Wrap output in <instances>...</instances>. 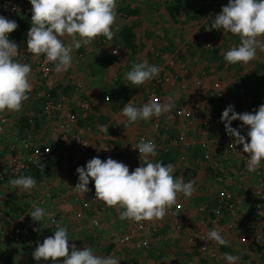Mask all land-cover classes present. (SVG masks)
I'll return each mask as SVG.
<instances>
[{"label":"rangeland","instance_id":"1","mask_svg":"<svg viewBox=\"0 0 264 264\" xmlns=\"http://www.w3.org/2000/svg\"><path fill=\"white\" fill-rule=\"evenodd\" d=\"M118 12L121 8H133L139 6L140 13L129 14L131 18L138 19L139 24L136 27L137 39L139 40V46L132 53L131 50L125 49L124 43L121 42V35L119 34V27L124 26V17L117 18L116 25L113 29L115 36L113 41H119L122 43L123 49L119 55H113L110 51L111 45H103L96 38L91 44L84 46L78 50H73V63L72 66L64 72L57 73L55 71L54 77L56 81L53 85H50V91L54 95L66 94L69 101V107H74L81 100H89L95 111L89 121L100 122V119L109 120L110 110L117 107L118 117H121L120 125L125 132L128 130L130 124L127 118L123 115L122 109L128 104L129 100L134 99L136 102L143 101V97L146 93V89L151 85H154L156 77L146 82L144 85L137 87L132 85L126 80V73L131 70L133 64L143 62L146 59L148 49L156 45V47L162 48L163 62L156 66H161V73L181 75L183 79L188 82V88L183 89L177 87V89H171L168 85H162L161 91L165 96H173L176 103H182L193 107L197 98L201 99L202 112L206 117L213 118L216 123L221 122V113L218 110V105L223 109L229 105H234L236 112H254L258 110L261 104H264V73L258 70V76H252L251 69L264 60V51H257V60H253L248 65L250 69H245L237 73V70H231L230 74L225 73L223 68H216L217 61L221 60L224 64V54L234 46V40L231 42L227 39L231 34L224 33L223 30L208 31L206 23H211V18H197L194 7H183L179 11L178 20H172L171 14H169L167 8H163L164 15L159 14L151 15L153 13H146L147 4H143L144 0H117ZM196 4V3H195ZM202 6V5H200ZM205 10L209 8L208 3H205ZM189 8L193 9L191 16H194V20H189V15L186 11ZM142 10V11H141ZM145 11V12H144ZM161 12V11H160ZM119 14V13H118ZM150 14V15H149ZM150 16H157L155 19ZM131 18L129 21H131ZM210 21H206V20ZM14 20L18 23V28L13 32L16 33L18 38L27 43V32L31 25L28 27H22L20 22L15 17ZM163 21V22H162ZM165 21V23H164ZM206 26V27H204ZM118 29V30H117ZM157 35V36H156ZM159 35V36H158ZM121 38V39H119ZM69 40L65 39V43ZM154 44V45H153ZM221 44V53H218V57L213 55V45ZM212 45V46H211ZM212 47V48H211ZM153 48V47H152ZM149 64H154L155 59H148ZM172 61L173 63H171ZM21 63H28L32 68L31 83L41 89H46V82L38 74L36 65L29 59L20 60ZM260 64V63H259ZM155 65V64H154ZM244 65V64H243ZM247 65V64H246ZM231 75V76H229ZM63 77L66 81L63 82ZM70 78L68 81L67 79ZM198 79L200 82L198 85L193 86L192 81ZM254 81V84H250ZM238 82V83H237ZM220 83L222 85V91L215 90V85ZM236 83V84H235ZM233 84H235L233 86ZM119 92L120 97L114 100V93ZM110 94L113 98L108 100L106 97ZM123 94H129V98L123 104L120 103ZM171 94V95H170ZM35 103V104H34ZM33 106L36 110L39 107V103L34 101L31 97L24 103L23 109ZM20 114L13 113L10 115L5 123L4 132L0 134V156H8L15 150L17 153L25 152L23 143H19V138H29L36 143L49 142L54 144L60 136V125L64 121V114L54 118L46 117L36 131V124L34 128L27 127L23 131H20L19 116ZM181 115H176L171 121H175V125L166 131L160 132L162 124L170 126L171 121L168 123L163 121L157 128L154 125V118L147 121L140 120L136 123H132L135 129L131 132L133 134V141L131 136L129 144L137 143L136 135L138 131L144 133L148 138V141H154L157 146V153L162 151L164 139L167 138V134L177 133L179 127L182 128L185 122ZM119 121V120H118ZM82 122V121H81ZM103 122V121H101ZM111 122H109L110 124ZM109 125L108 123H104ZM242 121L236 120L232 122V127L248 129L247 126L241 127ZM210 129H206L200 125L192 128L189 134L193 140V144L189 147L184 146L182 149L181 159H178L173 164L174 176L176 178H183V180L195 181V192L191 198L185 197L183 194L179 195L178 205L173 208L179 209L184 214L186 224L184 229L178 231L174 227V220L170 218L169 211L163 220H157L153 222L144 221L145 225L153 224L155 230L153 231L154 244L149 251L135 250L130 246L116 245L110 242V235L114 231H122L130 226L131 220L120 219V213L116 208H110L106 204L103 214L100 216V224L96 229L91 231V224L88 223L92 218V209L84 210L83 217L78 218V212H82V208H79V201L75 199L73 189L63 184V179L67 176L73 165L77 167L85 166L93 157H99L102 160H106L108 155H104L101 152L102 143L99 138L96 139L94 144L90 147L88 152H85L81 158L75 159L74 156H65L63 154L52 163L53 174L40 178L41 183L37 189L30 192H23L18 188H13L12 185H1L0 198L2 199V205L6 212V220L3 227L0 228V251L5 250L8 247V242L5 237V231L8 225L16 222L23 213H18L19 209H24V213L27 212L23 223L26 225L25 229L29 233L19 238L16 245V249L10 256V259L0 258V264H27L33 258L32 252L36 248L38 242L42 243L43 239L49 235H52L50 229L44 226L30 229L25 223V219L31 217L30 205L32 199L39 194H44L48 190L54 189L53 194L47 199V203L43 208L47 211L51 207L60 210V214L63 219V226H67L69 239H73V243L76 244L78 249H83L85 246L93 249L94 254L100 256H114L120 260V264H229L226 260V255L235 256L239 254L236 264H240L241 261L251 262L253 264H264V246L259 244H249L247 246L235 247L233 239L238 237L240 230L232 232V235H228L226 238L229 241L228 245L222 246L216 256H212L201 252L198 249V232L196 230V223L201 217L199 211L196 209L204 201H210L211 207L207 210L206 215H211L213 210L217 208L218 201L216 199V189L219 184H226L233 189L242 199V207L245 209L238 215V219H249L255 223L257 228L260 227L259 221L261 220V213H259L257 206H259V197L255 190V178L253 175H242L238 172L239 162L236 159H225L219 152V142L217 138H214ZM240 130V129H239ZM165 131V130H164ZM134 132V133H133ZM124 134V133H123ZM119 133H110L105 139L107 145L114 148V143ZM168 139V138H167ZM200 139L207 140L208 144L206 149L197 144ZM195 141V143H194ZM22 142V141H21ZM126 142V141H125ZM124 141L121 144L123 148H129L131 145H126ZM163 142V143H162ZM161 143V145H160ZM21 144V145H20ZM101 145V146H100ZM126 145V146H125ZM118 148V146L116 147ZM99 149V150H98ZM209 150L211 154L210 161H206L203 158L205 150ZM133 154V153H132ZM157 154V155H158ZM124 153L120 156V160L124 161ZM112 158V157H111ZM129 159V160H128ZM126 163L130 171H133L136 167L140 166V162H136L131 156ZM155 162L154 157H150ZM17 200V203H13ZM16 201V202H17ZM89 203V202H87ZM103 203V202H102ZM33 211V210H32ZM122 211V210H120ZM211 213V214H210ZM77 214V215H76ZM88 215L85 217V215ZM22 221V220H21ZM34 229H39L36 231ZM50 232V234H48ZM93 232V239L87 238L88 234ZM90 242V243H89ZM250 243L252 238L250 237ZM35 260V259H34ZM43 264H52L51 261H43ZM62 264V258H61Z\"/></svg>","mask_w":264,"mask_h":264},{"label":"clouds","instance_id":"2","mask_svg":"<svg viewBox=\"0 0 264 264\" xmlns=\"http://www.w3.org/2000/svg\"><path fill=\"white\" fill-rule=\"evenodd\" d=\"M30 3L32 14L31 27L27 32V52L36 57L45 56V62L54 64L57 73L72 66L74 49L87 46L100 36L108 40L115 36L117 0H30ZM17 28L18 23L14 19L0 15V113L21 112L33 88L31 65L16 59L20 54L19 46L9 38V34ZM213 29H223L224 33L239 37L238 46L231 47L224 54L226 62L250 63L256 59L258 50L264 51V0H228L207 27L208 31ZM65 39L69 42L65 43ZM159 72L158 66L144 60L133 64L126 73V80L140 87L158 76ZM106 99L110 100V97ZM174 107L171 102L161 103L158 98H152L142 107L128 103L122 113L129 123L134 124L153 116L159 118ZM220 120L227 135L234 138L232 145H243V152L248 154L247 170L257 171L264 161V104L254 112L244 113L236 112L234 105L229 104ZM236 120L242 121L241 127H248L246 136L232 127V122ZM101 131L108 132V128L102 127ZM132 147L139 150L140 166L130 171L127 164L111 157L106 160L93 157L86 167L76 169L79 182L74 189L82 195L86 194L91 191L89 183L92 180L95 199L116 208L121 220L137 223L163 220L169 209L178 205L180 194L187 198L193 196L195 181L184 182L183 178H176L172 164L153 162L150 157L158 154L154 141L142 139ZM38 166L44 171V164ZM9 183L24 191H31L37 186L30 175L11 179ZM30 215L34 222L40 223L48 213L42 207H35ZM201 239L222 246L229 243L215 228ZM69 240L67 226L57 224L54 235L47 236L42 243L38 242L32 256L36 261H51L52 264H61V258L62 264H120L114 256L96 255L92 248L86 246L78 249L76 244L70 245ZM238 259L226 255L229 264H236Z\"/></svg>","mask_w":264,"mask_h":264},{"label":"built area","instance_id":"3","mask_svg":"<svg viewBox=\"0 0 264 264\" xmlns=\"http://www.w3.org/2000/svg\"><path fill=\"white\" fill-rule=\"evenodd\" d=\"M197 2H206L208 3V10L204 9L199 13L202 18H211L213 19L216 14H218L222 10V6L228 3V0H196ZM32 5L30 0H0V15L5 16L8 19H14L18 16L30 15ZM119 13V14H118ZM117 13V18L124 17L122 19H127V12L120 10ZM223 30V29H221ZM9 38L16 42L19 46V55L16 57L18 61L20 60H31L38 70V74L42 77V79L46 82V85L51 88L50 85L56 81L54 74V64L46 63L45 56L41 55L39 57L33 56L27 52V43L22 42L16 33L9 34ZM99 41L103 43V45H111L110 51L113 55H119L122 51V43L119 41L108 40L104 36L98 37ZM121 39V38H119ZM122 42V39H121ZM240 41L237 42V46ZM115 50V54H114ZM173 63L172 61H170ZM160 68V76L156 77V81L154 85H151L146 89L145 98L141 102H136L134 99L129 100L128 103H132L136 107H142L145 103L149 102L152 98H158L161 103L171 102L175 105L174 108L170 112L164 113L161 117L154 118V125L158 128L159 125L166 120L168 123L171 121L176 115H181L185 120L182 125V128L176 133L175 136L169 135V141L167 146L177 145L189 147L193 144V140L189 137V130L200 125L206 129H210L209 133L214 138H217L219 142V152L225 159H236L239 162L238 172L242 175H253L255 178V190L259 197V206L257 209L259 213H261V220L259 221L260 227L257 228L255 223L251 222L249 219H238V215L244 211L242 207V199L238 193H236L233 189H231L226 184H219L216 189V199L218 201V206L213 210L211 215H206L207 210L212 206L210 201H204L197 207L196 211L200 213L201 217L198 219L196 223V230L198 232V249L201 252L207 253L211 255L210 257L216 256V254L221 251L222 245L215 243L214 241H207L201 238H204L208 231L213 228L219 230L221 235L225 238L228 235H232V232H236L240 230V234L238 237H234L236 241L235 247L239 246H247L249 244H261L264 246V161H262L260 168L255 172H250L247 170V162H248V154L243 152V145H237L236 147L232 145L234 140L233 137H229L225 131V126L220 123H216L213 118L206 117L202 112L201 99L197 98L195 105L193 107L182 105V103H176L175 98L173 96H165L162 94L161 88L162 85H168L171 89H177V87L187 89L188 82H186L181 75L177 74H163L161 73ZM198 79H194L192 81L193 86L199 84ZM33 85V84H32ZM36 86L33 85L32 91L29 93V97H31L34 101H38L39 107L35 110L33 106H29L27 109H22L21 112L17 113L20 115H29L30 120H33V117L36 114L46 116L48 118H54L57 116H61L64 114V121H62L60 125V136L57 139V142L51 144L49 142L44 143H34L31 139L28 141H23V147L25 152L17 153L15 150L8 156H0V184L10 186L9 181L11 179L19 178L20 176H32L36 180L37 186L33 188H38V185L41 183V179L36 176L31 175V169L35 167H39L40 163H53L57 161L61 154L65 156H74L75 159L81 158V156L88 152L90 147L94 144L97 138L101 136H108L111 132H116L119 134H123L125 132L124 128L117 121L111 122L110 125L104 123H96L89 121L91 116L93 115L95 109L92 103L89 100H81L76 106L69 107L70 99L64 93L60 95H51L50 92H45L43 90H36ZM215 90L218 92L222 91V85L217 83L215 85ZM107 97L114 100H117L120 97V93H114L113 97L110 94H107ZM171 95V94H170ZM13 112H5L0 113V134L4 132L5 123ZM19 115V116H20ZM151 118V119H152ZM82 121V122H81ZM171 123V122H170ZM168 123V124H170ZM160 130H165L168 128V125L162 124ZM102 127H107L108 132L101 131ZM241 133L246 136L248 129H240ZM148 141V138L144 133H140L136 135L137 143H131L129 146L131 152L133 153L132 157L136 162H140V154L138 149H133L132 146L137 145L140 140ZM250 140V138H248ZM150 141V140H149ZM208 141L205 139H200L197 141V144L202 148L207 147ZM87 143V145H85ZM195 143V141H194ZM27 144L28 147H24ZM123 148V147H122ZM120 149V148H118ZM117 148H113L109 145L103 149L104 155L111 156L113 159L127 163L128 160L121 161L120 157L115 155L118 151ZM125 149V148H124ZM203 158L206 161H210L211 154L209 150H205L203 153ZM78 167L73 165V168L70 170L69 174L65 176L63 179V184L67 187H71L73 189V194L75 195V199L79 201V208L83 209L82 212H78L77 217H83L85 214L84 210L92 209V218L89 219L88 223L91 224V231L96 229L100 224V216L103 214V210L105 209L104 203L95 199V187L94 181L90 180L89 191L86 194H80L75 191L74 186L79 182L76 169ZM184 182H188V180H184ZM13 187V186H12ZM14 188V187H13ZM20 189V188H18ZM22 190V189H20ZM23 192H30L24 191ZM54 189H50L44 194H39L37 197L35 196L31 202L30 211L34 210L35 207H42L47 203V199L53 194ZM2 199L0 198V228L4 226L6 220V212L4 206L2 205ZM89 202V203H87ZM48 215L45 216L44 220L39 222H34L32 217H28L25 219V223L30 229L38 228L41 226L47 227L50 229L52 235H54V231L57 230V224L63 226V219L60 214V210L54 207H51L46 211ZM24 213L21 215L18 220L6 228L5 237L8 242V247L5 250L0 251V258L10 259L12 253L16 249L17 242L19 238L23 237V235L29 233L28 230L25 229V224L23 223V218H25ZM88 216L87 214L85 217ZM169 216L174 220V227L180 231L184 229L186 224V219L182 211L176 208L169 209ZM22 220V221H21ZM155 230V226L149 224V226L145 225V222H134L130 224V226L122 231H114L110 235V242L116 245L122 246H130L135 250H144L149 251L154 244L153 231ZM250 237L252 238V242L250 243ZM227 239V238H226ZM69 244H73V239L69 240ZM236 257L239 256L238 253L235 254ZM27 264H43L41 261H36L32 259ZM240 264H253L247 261H241Z\"/></svg>","mask_w":264,"mask_h":264},{"label":"trees","instance_id":"4","mask_svg":"<svg viewBox=\"0 0 264 264\" xmlns=\"http://www.w3.org/2000/svg\"><path fill=\"white\" fill-rule=\"evenodd\" d=\"M143 4H147L146 13H148V12L150 14L153 13L151 15L159 14V15L163 16L164 15V11H163L162 7L163 8L166 7L168 12H169V14H171V16H172V20H174V21L178 20L179 11L183 7H186V8L191 7L192 8V7H194L196 5L193 0H144ZM203 5H204V3H203ZM203 5L200 6V7H198V6L195 7V11L204 9ZM191 8H189V10H187L186 13H187V15H189V20H191V19L194 20V16H191L192 15L191 11L193 10ZM125 10H127V13H129V14L135 13V14L138 15V13H140L139 6L138 7H133V8H130V7L129 8H125ZM137 17L139 18V16H137ZM137 17L132 18L131 21H127V20L123 21L124 22V26L123 27H119L120 28L119 34L121 35L122 42L124 43L125 49L131 50L132 53H134L135 49L139 46V40L137 39V30H136V27L139 24L138 19H136ZM150 17L155 19L157 16H155V17L154 16H150ZM17 20L20 22V25H22V27H28V26L31 25V14L30 15H24V16H18ZM164 23H165V21H164ZM206 24L210 26L211 23H206ZM204 27H206V26H204ZM227 39L230 42H231V39H233L234 40V43H233L234 46H237V42L240 41L238 36H235V35H232V34ZM221 46H222L221 44L213 45L214 48L212 49V52H213V55H215V57H218V53H221ZM152 47L148 49L149 51H148V53L146 55V59L148 60V59L154 58L155 59L154 64L155 65H159L160 63L163 62V58H164L163 54L164 53H163V51H161L162 48L156 47V45H154ZM254 60H257V59H254ZM261 61L262 62H259L260 64L259 63L258 64H254L255 66L251 69L252 73H250L252 76H258L257 72H258L259 69H260V71L262 70L261 71L262 73H264V60H261ZM216 62L218 64L216 68H218V67L223 68V71L225 72V73H223L221 75L222 78L227 73L230 74L231 70L235 69V70H237V73H240V71H244L247 68L248 69L251 68L248 64L247 65L246 64L243 65V63L229 64L225 60H224V62L226 64H224L221 60H219V61L216 60ZM229 76H231V75H229ZM235 84H233V86ZM250 84H254V81H251ZM36 90L37 91L38 90H43L45 92H50L51 95H54L53 92L50 91V88L48 86H47L46 89H41L39 87H36ZM36 90H34V91L36 92ZM129 96H130L129 94H123L122 97H121L120 103L123 104L124 102H126L128 100V98H129ZM36 102L38 103V101H36ZM218 110L220 111V113L222 115V113L224 111L223 107L222 106L220 107V105H218ZM30 118L31 117H29V115H20V117H19L20 131H23L27 127H31L30 130H32V128H34L33 126L35 124H36L35 129L37 131L39 129V126L42 125L41 122L46 119V116L36 114L33 117L32 121L30 120ZM175 121L176 120L171 121L170 126L168 128H166L165 131L162 130L160 132H166V131L170 130L173 127V125H175ZM180 129H181V127H179L177 132ZM238 129H241V128H238ZM190 133L191 132L189 131L188 134H190ZM169 135L175 136L176 132L175 133H171V134L168 133L167 134V138H168ZM167 138L164 139V144H163V147H162L163 148L162 151H160V153L157 156H155L154 159L156 158L155 162L162 161L165 165H167V164H172L173 165L174 163H176V161L178 159H181L180 156H182V149H181L182 146H177V145L167 146L168 145V141H169V138L168 139ZM19 140H20L19 143H23V141H28L29 138H26V137L19 138ZM34 143H36V142H34ZM44 165H45L44 171H41L39 167H35L34 169H31V171H30L31 173L30 174L33 175V176L38 177L39 179L40 178H45V177H48V176L52 175L53 174L52 162L51 163H44ZM48 234H50V232H48ZM93 236H94V233L91 232V233L88 234L87 238L93 239Z\"/></svg>","mask_w":264,"mask_h":264},{"label":"crops","instance_id":"5","mask_svg":"<svg viewBox=\"0 0 264 264\" xmlns=\"http://www.w3.org/2000/svg\"><path fill=\"white\" fill-rule=\"evenodd\" d=\"M194 1V3H196V5L198 6V7H200V5H203V2H197L196 0H193ZM217 1H219V0H217ZM206 2H204V4H205ZM205 7V6H204ZM120 10H123V11H125V12H127V10H125V9H123V8H121ZM203 10V9H202ZM202 10H197L196 12H201ZM117 13H118V11H117ZM199 13H197L196 14V16H197V18H199L200 19V17H199ZM131 18V16L129 15V13H127V21H129V19ZM132 19V18H131ZM206 21H210L209 19L208 20H206ZM70 78H68L67 79V81L69 80ZM64 81H66V78H64L63 77V82ZM145 98V95H144V97H143V99ZM119 106V105H118ZM118 106L117 107H114V109L113 110H110V111H108L109 112V116L111 117L109 120H106V119H100L101 121H103V122H96V123H108L109 124V122H115V121H117L118 123L120 122V120H121V117H118V113L116 112L117 110H118ZM119 120V121H118ZM92 122H95L94 121V119H93V121ZM110 125V124H109ZM135 129V126L132 124V123H130L129 125H128V130L126 131V132H124V134H122V135H117L120 139H117L116 141H115V143H114V148H116L117 146H118V148H120V149H118V151H117V154L115 153V155H117V156H122L124 153L126 154V157L125 158H127V156H128V158H130L133 154H132V152H131V150H130V148H122V147H124V146H122L121 147V144H122V142L124 141H128L127 143H126V145H130L131 143H132V139H133V134H131V132L133 131ZM136 130V129H135ZM111 133H113V134H115L116 135V132H111ZM134 133V132H133ZM130 136H131V140L132 141H130L131 143L129 144V140H128V138L130 139ZM107 137V136H106ZM105 136H101V137H99V140L101 141V143H102V146H101V152L103 151V149L106 147V145H107V143L108 142H106V140L107 139H105L106 138ZM163 143V142H162ZM21 145V144H20ZM125 145V146H126ZM160 145H161V143H160ZM22 146V145H21ZM111 157V156H110ZM127 158V159H128ZM126 159V160H127ZM129 160V159H128ZM3 187H1L0 186V193L1 192H4V191H1V189H2ZM13 201H15V202H13V203H17L18 204V201L17 200H13ZM17 201V202H16ZM245 210V209H244ZM24 209H19V212L18 213H23L24 214ZM20 213V214H21ZM23 214H21V215H23Z\"/></svg>","mask_w":264,"mask_h":264}]
</instances>
